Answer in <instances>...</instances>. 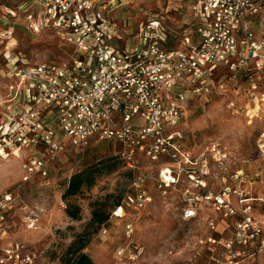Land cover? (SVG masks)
<instances>
[{"label":"built area","instance_id":"2783aa9c","mask_svg":"<svg viewBox=\"0 0 264 264\" xmlns=\"http://www.w3.org/2000/svg\"><path fill=\"white\" fill-rule=\"evenodd\" d=\"M30 1L0 20V63L13 79L0 103V161L21 160L27 183L45 178L49 161L66 145L83 150L91 141L112 142L123 168L133 173L128 192L99 228L107 238L122 223L113 264L137 263L143 252L134 241L139 212L152 204L154 192L165 198L172 190L179 194L183 222L207 211L224 223L228 239H206L223 249L213 264H264L263 224L243 174L229 173L228 155L217 145L190 153L177 130L189 96L209 94L207 81L219 66L240 73L248 86L249 124L264 120V0H187L196 42L184 38L185 48L177 50L165 49L169 31L157 17L140 25L135 43L121 49L110 13L122 0ZM16 13L24 14L31 34H59L73 48L70 61L27 65L11 59ZM256 151L264 158V128ZM140 158L159 164L151 184L140 172ZM15 199L10 192L0 197V223ZM21 222L36 230L39 216L30 210ZM207 226L216 231L214 220ZM35 258L16 242L0 252V264H34Z\"/></svg>","mask_w":264,"mask_h":264},{"label":"rangeland","instance_id":"374dc122","mask_svg":"<svg viewBox=\"0 0 264 264\" xmlns=\"http://www.w3.org/2000/svg\"><path fill=\"white\" fill-rule=\"evenodd\" d=\"M25 1L31 4L30 0H0V20L6 17L7 11L15 10ZM178 4L177 0H128L123 14H127L132 34L147 19L162 18L175 37L167 48L177 49L186 28L182 23L187 20L186 11L178 9ZM23 16V13H16L11 20L14 25L11 59L18 58L27 65L70 61L73 48L59 34L53 30L31 34L23 26ZM3 28L0 21V30ZM9 74L4 63H0V103L7 95L6 87L13 84ZM207 84L209 94L189 96L177 130L183 135L185 148L193 155L204 153L213 144L227 153V170L241 172L244 188L257 200L254 211L264 232V158L256 151V137L264 128V120L255 119L249 124L246 113L252 104L249 103L248 86L237 71L219 66ZM1 113L0 107V119ZM118 150L117 145L109 141H91L83 150L66 145L55 160L49 161L45 178L32 177L27 183L22 182L21 160L0 161V197L9 192L16 196L0 223V252L16 242L35 255L34 264H65L67 248L80 239L87 242L82 252L94 264H113L115 245L121 241L122 223H115L112 234L101 238L98 226L91 219L94 209L108 213L128 192L133 175L121 167ZM105 166L112 170L106 171ZM158 166V163L139 159L140 172L150 184ZM93 168L100 170L94 185L82 187L76 196L64 200L61 195L68 179ZM216 177L217 170L213 169L211 179L218 184ZM61 203L67 209L78 207V219H70ZM180 208L179 194L174 190L165 198L153 193L152 204L139 212L135 222L134 241L143 248L135 264H213L211 258H221V245H210L206 239L210 234L218 241L228 239L229 233H222L224 223L207 211L194 220L183 222ZM30 210L38 214L39 223L36 230L27 231L21 221ZM208 220H214L215 232L209 231Z\"/></svg>","mask_w":264,"mask_h":264},{"label":"trees","instance_id":"16d2710c","mask_svg":"<svg viewBox=\"0 0 264 264\" xmlns=\"http://www.w3.org/2000/svg\"><path fill=\"white\" fill-rule=\"evenodd\" d=\"M119 162L121 163L120 160H119ZM121 167L123 168L122 163H121ZM105 169H106V171H110V170H112V167L105 166ZM125 171L129 172V174L133 175L132 172L127 171V170H125ZM98 175H100V170H98L96 168L95 169L93 168L92 170L89 169L88 171H83V172L77 173L75 175H72L68 179L66 187H65L61 197L64 200H67L69 198L76 196L82 187H88V188L92 187L94 185L95 178ZM132 178H133V176H132ZM132 178H131V180H132ZM119 203H120V201H116L108 213H105V212L100 211L98 209H94L92 211V219H91L92 223L96 224L98 226V228H100V226L103 225L104 223H106V221L108 220V217H109L111 210L114 207L118 206ZM66 214L70 219L77 220L78 214H79V208L78 207H69L68 209L66 208ZM86 243L87 242H83L80 239L75 240L67 248L63 263L65 262V264H94L93 261L90 259V257L82 252L83 249L86 247Z\"/></svg>","mask_w":264,"mask_h":264},{"label":"crops","instance_id":"0c3cea01","mask_svg":"<svg viewBox=\"0 0 264 264\" xmlns=\"http://www.w3.org/2000/svg\"><path fill=\"white\" fill-rule=\"evenodd\" d=\"M177 1L179 3L178 9H184L186 11V16H187L186 22L182 23L183 25L186 26V28L183 29V31L181 33L182 36L180 38V45H179V48H177V49H183V48H185L184 43H183V39L188 37L190 39V44H194L196 42V36L193 32V27H194L193 16L189 10L188 1L187 0H177ZM127 5H128V0H122L121 3H119L116 6V8H114L113 11L110 13V19H111V22L113 23V29H114L115 35H116L115 43L121 49H128L130 46H132L135 43L137 33H138V29H139V27H138L137 32H135L134 34H132V32L129 30V27H130L129 23L130 22L127 20V14H123V10L125 9V7ZM176 10L177 9H175L174 11H176ZM152 18H154V17H152ZM149 19H151V18H149ZM149 19H147V20H149ZM160 21L164 24L165 27H167L162 18H160ZM144 23H141L140 25H143ZM254 28L256 31H259V26L257 24L254 25ZM167 29H168V27H167ZM173 39H175L174 35H172V33L169 32L168 40H167V43L165 45L166 50H177V49L167 48Z\"/></svg>","mask_w":264,"mask_h":264}]
</instances>
